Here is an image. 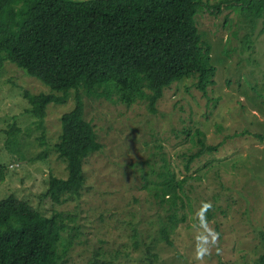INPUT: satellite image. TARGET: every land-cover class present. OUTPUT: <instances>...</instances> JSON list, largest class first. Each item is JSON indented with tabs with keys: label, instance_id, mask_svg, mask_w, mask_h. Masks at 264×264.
I'll return each instance as SVG.
<instances>
[{
	"label": "rangeland",
	"instance_id": "374dc122",
	"mask_svg": "<svg viewBox=\"0 0 264 264\" xmlns=\"http://www.w3.org/2000/svg\"><path fill=\"white\" fill-rule=\"evenodd\" d=\"M203 1L210 3L196 19L213 47L217 85L204 95L194 79L182 80L165 90L156 113L145 101L126 106L117 96L91 98L81 90L86 119L104 149L85 164L83 195L63 204L48 196V180L68 178L56 144L76 92L64 104H49L41 127L25 95L52 90L14 63L0 70V163L8 167L0 197L15 194L48 217L55 210L70 215L59 247L65 264H258L264 252L263 22L251 28L239 10L224 5L215 14L210 10L220 0ZM196 131L205 134L206 147ZM211 147L218 150H206ZM168 169L186 180L173 208L172 197L162 202L156 195ZM171 208L186 222L170 229L168 243L160 230Z\"/></svg>",
	"mask_w": 264,
	"mask_h": 264
},
{
	"label": "trees",
	"instance_id": "16d2710c",
	"mask_svg": "<svg viewBox=\"0 0 264 264\" xmlns=\"http://www.w3.org/2000/svg\"><path fill=\"white\" fill-rule=\"evenodd\" d=\"M208 3L0 0V70L7 62L14 63L52 90L49 94L25 95L38 125L45 124L49 104H64L69 93L76 92V106L63 114L62 134L56 144L59 158L67 162L68 178L49 177L48 196L53 203L60 205L83 195L85 164L104 149L94 124L86 119L81 90L91 98L113 100L117 96L126 106L145 101L156 113L165 90L182 80L194 79L204 95L217 85L213 47L203 40L196 19L198 10ZM224 5L239 10L241 21L251 28L262 20L264 33V0H220L210 11L218 14ZM16 131L18 128L12 134ZM196 136L206 147L201 138L205 134L196 131ZM206 150L192 155L190 161ZM7 171L8 167L0 163V185L6 182ZM161 177L156 195L162 202L168 200L165 196L172 197V208L178 207L177 199H183L178 191L186 180L179 181L169 169ZM68 219H72L70 215L58 210L51 217L45 216L15 194L0 197V264H65L59 247ZM167 219L160 232L162 239L171 243L170 229L185 223L186 216L181 218L176 209ZM260 236L264 244V232ZM258 264H264V252Z\"/></svg>",
	"mask_w": 264,
	"mask_h": 264
}]
</instances>
